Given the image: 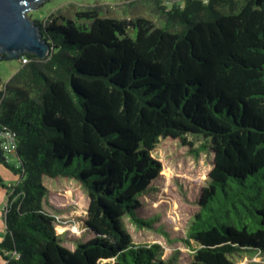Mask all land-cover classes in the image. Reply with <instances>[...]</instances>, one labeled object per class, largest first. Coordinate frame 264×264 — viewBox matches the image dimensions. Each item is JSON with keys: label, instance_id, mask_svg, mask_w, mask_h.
I'll return each mask as SVG.
<instances>
[{"label": "trees", "instance_id": "16d2710c", "mask_svg": "<svg viewBox=\"0 0 264 264\" xmlns=\"http://www.w3.org/2000/svg\"><path fill=\"white\" fill-rule=\"evenodd\" d=\"M141 1L161 23L99 6L36 20L54 49L21 54L0 89V132L15 130L18 144L17 162L1 150L0 164L19 175L5 208V264H179L158 243H136L124 217L153 227L139 208L162 170L154 150L188 135L204 139L213 167L182 264L264 250V0ZM47 178L89 194L87 238L73 249L45 208Z\"/></svg>", "mask_w": 264, "mask_h": 264}, {"label": "rangeland", "instance_id": "374dc122", "mask_svg": "<svg viewBox=\"0 0 264 264\" xmlns=\"http://www.w3.org/2000/svg\"><path fill=\"white\" fill-rule=\"evenodd\" d=\"M182 2L183 0H177ZM99 6L100 13L107 16L133 17L142 13L157 23L162 19L141 0H48L41 8H31L27 13L34 20L45 21L54 12L72 16L80 8ZM131 34L136 29L130 30ZM19 58L0 60V89L21 67ZM204 139L188 135L187 142L180 138H163L154 150L161 161L160 175L152 182L150 191L142 196L139 215L153 221V227H140L130 216L124 217L126 228L136 243H158L160 255L175 263L191 259L192 247L186 242V232L200 209L199 199L203 187L209 185V172L213 167L211 150H200ZM12 162L17 155L10 154ZM6 166L1 167L0 177V240L6 234L5 208L8 204L10 186L19 178ZM49 193L45 208L56 217L55 227L62 236L63 244L73 249L82 234L88 214L90 197L88 192L71 181L50 183L46 179ZM57 182V180H54ZM2 182L7 186L3 187ZM232 264H264V250L243 251L231 256Z\"/></svg>", "mask_w": 264, "mask_h": 264}, {"label": "water", "instance_id": "95a60500", "mask_svg": "<svg viewBox=\"0 0 264 264\" xmlns=\"http://www.w3.org/2000/svg\"><path fill=\"white\" fill-rule=\"evenodd\" d=\"M48 0H0V60L30 52L45 58L54 49L42 26L27 13ZM1 153V147H0Z\"/></svg>", "mask_w": 264, "mask_h": 264}, {"label": "built area", "instance_id": "2783aa9c", "mask_svg": "<svg viewBox=\"0 0 264 264\" xmlns=\"http://www.w3.org/2000/svg\"><path fill=\"white\" fill-rule=\"evenodd\" d=\"M26 61V59H24ZM17 133L15 130L6 127L0 132V147L7 154H15L17 151Z\"/></svg>", "mask_w": 264, "mask_h": 264}, {"label": "crops", "instance_id": "0c3cea01", "mask_svg": "<svg viewBox=\"0 0 264 264\" xmlns=\"http://www.w3.org/2000/svg\"><path fill=\"white\" fill-rule=\"evenodd\" d=\"M9 160L12 161V158L10 157L9 155ZM18 159V158H17ZM4 164H0V172H1V167L3 166ZM5 166V165H4ZM14 177H17L19 178V175H16V174H13ZM3 186V185H2ZM4 187V186H3ZM7 206V205H6ZM0 264H5V260L3 259V257L0 255Z\"/></svg>", "mask_w": 264, "mask_h": 264}]
</instances>
